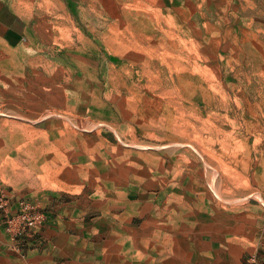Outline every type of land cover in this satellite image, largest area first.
Here are the masks:
<instances>
[{
    "label": "rangeland",
    "instance_id": "374dc122",
    "mask_svg": "<svg viewBox=\"0 0 264 264\" xmlns=\"http://www.w3.org/2000/svg\"><path fill=\"white\" fill-rule=\"evenodd\" d=\"M42 4L34 50L0 87V127L37 138L16 146L31 183L66 188L68 175L85 207L98 194L109 213L116 197L154 214L142 264H264V0ZM0 189L12 240L40 232V204Z\"/></svg>",
    "mask_w": 264,
    "mask_h": 264
},
{
    "label": "crops",
    "instance_id": "0c3cea01",
    "mask_svg": "<svg viewBox=\"0 0 264 264\" xmlns=\"http://www.w3.org/2000/svg\"><path fill=\"white\" fill-rule=\"evenodd\" d=\"M42 0H0V66L6 83L0 87L11 88V76L14 68L26 60L28 52L33 51V40L43 19ZM17 69V68H16ZM1 79V78H0ZM20 85H18L19 87ZM2 102L10 104L11 91L1 92ZM0 120L9 121L5 113H0ZM36 121L33 122L35 124ZM34 130L42 131L35 127ZM10 128L0 127V180H4L13 198L29 196L37 201L47 215V222L40 232L33 236H21L13 241L0 224V264H142L147 257L141 259L137 250L143 249L146 242H154L159 237L151 224L154 214L142 215L140 208L134 210L132 205H119L114 199L107 212L106 197L95 194V207L86 204L81 191L72 189L73 181L67 177H55L67 185L66 188L44 189L40 184L31 183V154L19 155L18 145L36 146L37 138L22 140L14 138ZM24 137L23 135L17 134ZM19 142V143H18ZM17 146V147H16ZM29 149V148H28ZM57 159V158H56ZM69 162V160H68ZM71 167L74 164H68ZM69 167V166H68ZM71 178V177H70ZM83 194V193H82ZM91 202V200H87ZM89 209L96 210L95 218L85 222L82 216ZM130 214L131 220L144 217L142 223H121V216ZM107 214L113 217L109 222ZM146 216V217H145ZM143 218V219H144ZM20 246V248L18 247ZM17 247V249H16ZM19 248V249H18ZM132 251V252H131ZM142 260V261H141Z\"/></svg>",
    "mask_w": 264,
    "mask_h": 264
},
{
    "label": "built area",
    "instance_id": "2783aa9c",
    "mask_svg": "<svg viewBox=\"0 0 264 264\" xmlns=\"http://www.w3.org/2000/svg\"><path fill=\"white\" fill-rule=\"evenodd\" d=\"M4 196H5V194H4L3 190L0 189V201L3 200ZM25 206H27V205H25ZM21 218H22L23 221H25L26 225L29 226V227L35 226L37 224H40L41 220L43 219L41 214H39V215L35 214V215H32V216H28V217H26L25 215H22Z\"/></svg>",
    "mask_w": 264,
    "mask_h": 264
}]
</instances>
